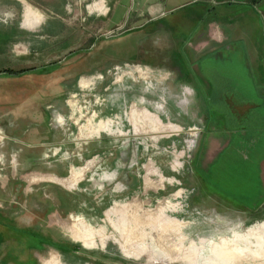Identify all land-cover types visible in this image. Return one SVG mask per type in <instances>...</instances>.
I'll use <instances>...</instances> for the list:
<instances>
[{"label":"rangeland","instance_id":"rangeland-1","mask_svg":"<svg viewBox=\"0 0 264 264\" xmlns=\"http://www.w3.org/2000/svg\"><path fill=\"white\" fill-rule=\"evenodd\" d=\"M108 8L0 0V264H264V204L201 162L264 133V0Z\"/></svg>","mask_w":264,"mask_h":264},{"label":"crops","instance_id":"crops-1","mask_svg":"<svg viewBox=\"0 0 264 264\" xmlns=\"http://www.w3.org/2000/svg\"><path fill=\"white\" fill-rule=\"evenodd\" d=\"M115 0H108L107 12L112 14L113 5ZM162 5H149L147 13L145 10H141V14L145 16L151 15L156 16L162 11ZM109 13V14H110ZM108 15L103 18L107 20ZM219 34V36H217ZM230 38H234L231 32L228 33ZM228 36V37H229ZM225 38L220 31H213L208 36L207 43L212 49H216L219 41ZM201 54V53H200ZM259 57H251L250 62L252 64L258 62ZM190 85V84H189ZM193 91L192 103L199 102V107H206V104L201 103L197 96V93H201L198 86H191ZM264 96V89L262 90ZM197 99V100H196ZM205 102V100L203 101ZM196 106L195 104L193 105ZM246 107L244 112L250 109L256 108L255 104H243L240 105ZM243 112V113H244ZM231 133V132H230ZM229 137L226 132L225 134H218L212 136L202 156V164L208 165V168L203 169L204 176L209 174V181L213 183L212 186L225 189V191H232V194L246 195L248 202L252 206L251 209L256 206L264 204V133L257 139L249 140L247 131L238 132L236 135L237 143L232 148L234 132ZM256 164L258 166L256 167ZM242 193H241V192Z\"/></svg>","mask_w":264,"mask_h":264},{"label":"bare ground","instance_id":"bare-ground-1","mask_svg":"<svg viewBox=\"0 0 264 264\" xmlns=\"http://www.w3.org/2000/svg\"><path fill=\"white\" fill-rule=\"evenodd\" d=\"M36 19V18H35ZM31 22H34V19H30ZM138 74L140 77H142L143 79L147 80L149 78V73H146L144 72L142 69L140 68H133V69H130V72L128 73V75L130 77H135V75ZM77 101L76 100H72L71 102V107L73 109V112H77ZM195 135V133H193ZM261 239V238H260ZM241 250V249H239ZM243 251V250H242ZM241 251V252H242Z\"/></svg>","mask_w":264,"mask_h":264}]
</instances>
